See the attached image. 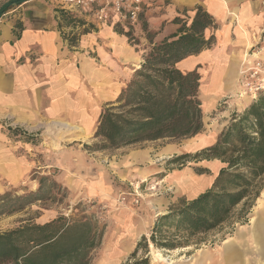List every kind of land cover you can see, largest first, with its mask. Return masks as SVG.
<instances>
[{
    "label": "rangeland",
    "instance_id": "1",
    "mask_svg": "<svg viewBox=\"0 0 264 264\" xmlns=\"http://www.w3.org/2000/svg\"><path fill=\"white\" fill-rule=\"evenodd\" d=\"M253 3L256 17H261L254 30L244 26L246 35H242L234 28L228 38L221 39L222 44L229 43L221 54L225 56L222 66L211 70L199 65L203 115L202 128L194 136L102 149L96 131L99 114L107 103L101 102H93L88 117L57 120L68 124L60 127L50 118L41 122L40 130L0 119V150L3 155L10 152L8 156L14 158L20 172L19 179L5 183L8 191L0 195V232L59 219L67 224L91 220L102 229L97 246L89 252V264H126L133 255L135 259H148L149 264H264V251L251 245L253 241L247 242L246 237L237 238L243 232L240 228L249 225L264 190V176L260 194L251 207L237 205L229 220L217 229L192 236L187 245L171 250L150 241L160 217L212 188L225 165L219 159L198 154L215 143L233 114H241L264 93V0ZM148 9L144 4L134 26L119 27V31L125 30L135 51L140 45L145 50L142 62L130 67L132 77L128 83L153 45L168 39L154 42L170 20L149 22L155 12L149 14ZM57 11L60 9L56 4L53 12L58 15ZM65 17L61 18L69 23ZM192 18L184 11L181 18L171 22L180 24V29L188 27ZM136 29L143 31L147 44L132 35L131 30L135 33ZM217 30L211 32L217 35ZM246 40L250 43L247 48ZM215 78H222V82L214 83ZM211 86L224 88L219 100H210ZM71 125L80 126L84 132ZM167 229L161 230L163 235L172 233ZM226 247L231 248L230 255L224 252Z\"/></svg>",
    "mask_w": 264,
    "mask_h": 264
},
{
    "label": "trees",
    "instance_id": "2",
    "mask_svg": "<svg viewBox=\"0 0 264 264\" xmlns=\"http://www.w3.org/2000/svg\"><path fill=\"white\" fill-rule=\"evenodd\" d=\"M26 1L9 0L0 8V16ZM216 27L211 16L197 7L190 25L182 26L179 35L153 45L117 100L99 114L96 137L101 138L102 149L200 132V75L197 69L182 72L176 65L209 49L215 37L205 31ZM202 156L219 159L225 167L210 190L157 220L150 235L154 246L171 250L187 245L188 238L226 223L237 205L247 209L258 198L264 176V93L241 114L232 115L215 143L197 157ZM166 227L172 233L163 235ZM101 229L91 220L67 224L59 219L0 232V264H89V252L97 246ZM126 264L149 261L133 255Z\"/></svg>",
    "mask_w": 264,
    "mask_h": 264
},
{
    "label": "crops",
    "instance_id": "3",
    "mask_svg": "<svg viewBox=\"0 0 264 264\" xmlns=\"http://www.w3.org/2000/svg\"><path fill=\"white\" fill-rule=\"evenodd\" d=\"M8 1L0 0V8ZM55 3V0H27L19 6H10L0 16V119L12 120L29 130H40L41 122L49 118L55 119L51 122L59 127L68 125L56 121L85 118L93 102L116 101L132 77L130 67L140 64L145 52L141 45L135 51L128 43L125 30L119 31L122 24L117 18L98 24L88 12L66 13L67 23L53 12ZM143 3L149 8L147 13L155 12L149 22H171L181 18L184 11L193 16L200 7L217 25V35L211 29L205 31L206 36H215V44L177 65L184 72L194 69L199 72L202 64L211 70L222 66L225 56L221 54L226 52L229 43L222 44L221 39L228 38L234 28L246 35V29L254 30L261 20L256 17L258 11L253 0H143ZM170 22L156 34L154 42L179 35L180 24ZM131 32L146 42L142 30ZM245 44L246 48L250 46L247 40ZM218 80L222 78H215L214 83ZM223 81L225 84L226 79ZM71 127L82 130L78 125ZM9 154L3 155L0 150L3 181L0 195L8 191L9 185L5 183L20 176L18 165ZM263 194L264 190L257 199L249 225L241 227L243 232L237 235L238 239L246 237L247 242L253 241L251 245L255 244L260 252L264 251ZM230 249L226 247L224 252L230 255Z\"/></svg>",
    "mask_w": 264,
    "mask_h": 264
},
{
    "label": "built area",
    "instance_id": "4",
    "mask_svg": "<svg viewBox=\"0 0 264 264\" xmlns=\"http://www.w3.org/2000/svg\"><path fill=\"white\" fill-rule=\"evenodd\" d=\"M60 11L69 14L90 13L98 24L114 18L123 27L134 26L143 12L142 0H55Z\"/></svg>",
    "mask_w": 264,
    "mask_h": 264
},
{
    "label": "bare ground",
    "instance_id": "5",
    "mask_svg": "<svg viewBox=\"0 0 264 264\" xmlns=\"http://www.w3.org/2000/svg\"><path fill=\"white\" fill-rule=\"evenodd\" d=\"M215 88H216V86H215ZM215 88H214V90H212L213 92L211 91L212 93L210 94V100H213V99H216V100L218 99L219 100V95L224 92V88L223 87H218L216 89ZM212 89H213V87H212ZM262 196L264 198V194ZM259 204H260V202H259ZM156 257L161 259V256L159 254H157Z\"/></svg>",
    "mask_w": 264,
    "mask_h": 264
}]
</instances>
